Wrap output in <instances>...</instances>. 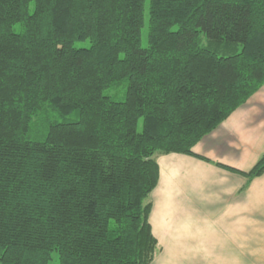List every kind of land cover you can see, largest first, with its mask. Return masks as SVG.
I'll list each match as a JSON object with an SVG mask.
<instances>
[{"label": "trees", "instance_id": "16d2710c", "mask_svg": "<svg viewBox=\"0 0 264 264\" xmlns=\"http://www.w3.org/2000/svg\"><path fill=\"white\" fill-rule=\"evenodd\" d=\"M263 85L264 0H0V263L151 264L157 155Z\"/></svg>", "mask_w": 264, "mask_h": 264}, {"label": "crops", "instance_id": "0c3cea01", "mask_svg": "<svg viewBox=\"0 0 264 264\" xmlns=\"http://www.w3.org/2000/svg\"><path fill=\"white\" fill-rule=\"evenodd\" d=\"M193 149L156 157L153 264H264V172L241 173L264 155V85Z\"/></svg>", "mask_w": 264, "mask_h": 264}, {"label": "rangeland", "instance_id": "374dc122", "mask_svg": "<svg viewBox=\"0 0 264 264\" xmlns=\"http://www.w3.org/2000/svg\"><path fill=\"white\" fill-rule=\"evenodd\" d=\"M142 43H143L144 46L147 45L146 28L143 29ZM126 86H127V81L125 80V81L121 82V84H119L117 86H112V87L108 88L105 91V93L107 95H110V96L114 97L115 99H123L124 96H125V92H126ZM68 117L69 118H74L75 115L71 114V115H68ZM151 264H153V262Z\"/></svg>", "mask_w": 264, "mask_h": 264}]
</instances>
